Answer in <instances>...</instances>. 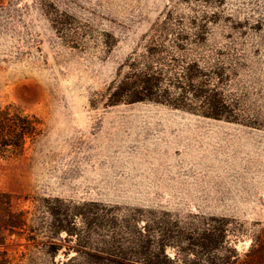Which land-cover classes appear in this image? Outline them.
Listing matches in <instances>:
<instances>
[{"label": "rangeland", "instance_id": "1", "mask_svg": "<svg viewBox=\"0 0 264 264\" xmlns=\"http://www.w3.org/2000/svg\"><path fill=\"white\" fill-rule=\"evenodd\" d=\"M193 70L233 109L229 120L171 104L203 109ZM146 78L155 100L132 102ZM9 103L44 122L24 157L0 159V191L29 223L57 198L84 209L74 224L91 227L94 248L153 229L169 264H242L264 241V0H0ZM60 234L55 255L16 235L0 253L77 264L82 234Z\"/></svg>", "mask_w": 264, "mask_h": 264}, {"label": "trees", "instance_id": "2", "mask_svg": "<svg viewBox=\"0 0 264 264\" xmlns=\"http://www.w3.org/2000/svg\"><path fill=\"white\" fill-rule=\"evenodd\" d=\"M210 72L212 71H207L205 76H210ZM212 73L219 75L218 71ZM203 76L193 70L187 77L194 92L193 99L204 100L203 109L194 108L191 104L187 108V105L176 102L175 98L171 104L188 113L229 120L233 109L219 99V92L211 87L210 80L204 84ZM138 83L140 87L131 91L128 95L129 99L132 102L155 100L159 85L152 83L149 78ZM203 86L206 90H202ZM231 105L237 108L234 104ZM43 125L44 122L38 115L27 112L15 103L0 106V159L24 157L29 146L34 145L43 134ZM39 205L35 221L29 223L27 214L23 210L15 209L13 195L7 191H0V248L7 244L9 237L16 235L25 237L27 242L32 243L35 248L42 249L46 254L55 255L62 247L60 244L64 239L60 234L62 231L67 232L68 236L78 235V237L86 232L83 242L74 247L79 255L72 258V262L77 264H169L171 261H166L162 252L154 250L153 246L162 243L165 238L156 241V237L150 235L153 229H148L146 235L142 230L129 235L130 239L126 240L127 247L122 245V241H117L111 236L110 240H102L101 249H97L89 240L91 227L80 228L78 232V227L74 224L76 215L85 216L84 209H79V213L76 211L72 213V207L57 198L51 200L44 198ZM105 236L108 237L109 233ZM0 264H14L5 250L0 253ZM52 264L59 263L52 257ZM242 264H264V241L255 244Z\"/></svg>", "mask_w": 264, "mask_h": 264}]
</instances>
